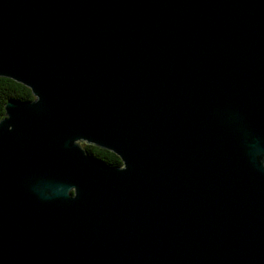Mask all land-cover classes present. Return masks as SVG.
Here are the masks:
<instances>
[{
    "label": "water",
    "instance_id": "1",
    "mask_svg": "<svg viewBox=\"0 0 264 264\" xmlns=\"http://www.w3.org/2000/svg\"><path fill=\"white\" fill-rule=\"evenodd\" d=\"M0 76V264H264V0H0Z\"/></svg>",
    "mask_w": 264,
    "mask_h": 264
},
{
    "label": "trees",
    "instance_id": "2",
    "mask_svg": "<svg viewBox=\"0 0 264 264\" xmlns=\"http://www.w3.org/2000/svg\"><path fill=\"white\" fill-rule=\"evenodd\" d=\"M14 98L21 100H29L35 98V96L33 95L29 87L15 81L14 79L0 76V120L5 117L6 111L4 108V103L7 102L8 99ZM83 145L90 154L109 164H122L121 158L111 151L91 144L83 143Z\"/></svg>",
    "mask_w": 264,
    "mask_h": 264
}]
</instances>
